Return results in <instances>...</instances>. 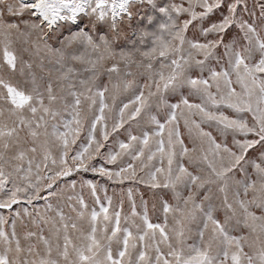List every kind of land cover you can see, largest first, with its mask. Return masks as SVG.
Instances as JSON below:
<instances>
[{"label": "snow or ice", "instance_id": "1", "mask_svg": "<svg viewBox=\"0 0 264 264\" xmlns=\"http://www.w3.org/2000/svg\"><path fill=\"white\" fill-rule=\"evenodd\" d=\"M0 70V210H11L0 215V264H264V0H0ZM113 111L111 133L125 129L128 141L104 163L149 149L160 165L147 179L132 163H90ZM88 171L144 184L163 223L143 199L140 215L129 189L122 226L112 197L105 206L83 182L99 205L87 212L76 182L57 181ZM40 199L44 212L14 209Z\"/></svg>", "mask_w": 264, "mask_h": 264}, {"label": "rangeland", "instance_id": "2", "mask_svg": "<svg viewBox=\"0 0 264 264\" xmlns=\"http://www.w3.org/2000/svg\"><path fill=\"white\" fill-rule=\"evenodd\" d=\"M144 13H150V8L147 6H139L137 9V15H143ZM85 23V21H81L78 25H72L71 26V30L72 31H76L79 27H82L83 24ZM137 24V20L134 18L132 20V27H136ZM101 32L104 31V29L100 30ZM127 31V29H126ZM61 35L59 36L60 39H62L64 36H67L68 33V28H64L60 30ZM189 35H191V33H189ZM134 38V37H129ZM49 43L54 45V46H58L57 44V37H52L49 39ZM13 47L17 50V54L20 55L24 60H28L29 56L26 53L22 52V48L25 47V45H23L20 42H15L13 44ZM77 67H79V65H77ZM2 71V70H0ZM37 72V75H43V73H40L38 69L35 70ZM21 78L19 77V75L17 74L15 77V80L13 82H15L16 80H20ZM121 99H123V97H121ZM193 102H199L197 99L192 98ZM119 100H117V105H119ZM108 103L111 105L112 101L111 99L108 100ZM226 112V114H230L229 110L225 109L224 110ZM108 115V131L110 132V136H109V140L108 141H103L101 140L102 143H105L107 145V147H104L101 149V153L102 155L97 156L96 159L92 160L90 163L99 168V167H106L111 171H118L119 170V166H127L129 163L134 164V166L136 167L137 170V175L138 177H144L145 179H147V173L151 170H154L153 166H159L160 165V161H159V157L157 156V158H155L153 161H148L147 157L148 155H150V151L149 149H145V153L144 156L140 159V160H135L133 161L131 159L130 156L125 155L122 159H119L117 161L116 165H106L104 163V156H106L108 154V152L111 150V148L116 147V142L117 141H122V142H127L128 141V134L127 131H125V129H121L119 132L117 133H111V126L112 123L115 119H117V114L115 111L111 112V113H107ZM197 120L199 119L198 117L196 118ZM250 119V116H249ZM128 126L125 125V128H127ZM180 127L181 129H183V121H180ZM204 129L206 131H215L214 129L210 128V126L208 124H204L203 125ZM134 134H139L138 131H136ZM85 135L84 133H82V136ZM97 136L99 137V128L97 130ZM167 136V133H165V138ZM218 139H220L219 136H217ZM184 139L188 142V147H193V144L191 141L188 140L187 135L185 134ZM82 141H77V145H74L73 148L77 149L80 145ZM229 143H230V138H229ZM150 149L151 150H155V144H150ZM196 147H199V144H196ZM205 147H207V145H205ZM53 155L56 154V149L53 148ZM71 154H74L71 153ZM187 164V159L184 161ZM70 163V161H69ZM166 166V163H165ZM49 167L51 168V161H49ZM42 174H51V173H42ZM75 181L76 182V192L80 193L81 191L83 192L84 198L88 203V209L87 212L90 213V211L95 208L96 210H99V205L95 203L94 198L90 195V191L87 187H84L83 189H81V184L83 182H90V183H94L97 185V195L99 197V199L105 204V206H107V202L104 200L105 196L108 197H112L113 203L111 205L110 211H120L122 214V226L124 227H128L129 225H125L123 222V217L126 215H130L131 212V202L129 201L128 198V190L132 189L133 190V198L136 204V208H137V212L140 215H143L145 209H144V205L142 204V199L147 201V212H148V216L151 222L153 223H163V215H162V210L160 207V202L158 200H154L153 198H151V194L149 192V189L141 183H137L135 181H125L123 184H114L112 182H110L109 180H107L106 178L100 177L97 174H94L91 171L88 172H79V173H73L72 176L69 177H65L59 181H57V183L60 185L61 188L64 187H68L69 191H70V185L71 182ZM11 185H9L10 187ZM159 191H163V190H159ZM47 192L42 191L41 192V196H47ZM170 199V197H169ZM53 203L54 205L57 203V201L54 198H49V201ZM122 202V204H121ZM45 205H46V201L43 199L40 200H36L33 202V205H27V204H21V205H16L14 206V209L17 211H21L23 210V208L27 207L29 209L30 212L34 211L35 209H39L41 212H44L45 210ZM153 205H155V207H153ZM63 206V205H61ZM10 211L11 210H0V215H5L6 217L8 215H10ZM64 211L66 215H70V216H75L74 213L71 212L70 209H68L67 207H64ZM135 219L137 224H141L142 221L139 219V216L133 218ZM80 227L83 230H87L88 228V220L87 218L84 221H80L78 222ZM169 223H171V217H169ZM18 231H22V229L20 228V226L18 225L17 228ZM133 232H135V228L131 229ZM10 231V229H9ZM233 234H238V233H233ZM80 235L79 232H73L72 236L74 241H76V238ZM78 242V241H77ZM192 240H189L188 243H192ZM116 245L113 244V248L115 249ZM163 247V246H162Z\"/></svg>", "mask_w": 264, "mask_h": 264}]
</instances>
